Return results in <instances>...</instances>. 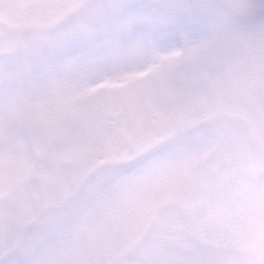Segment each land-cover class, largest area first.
<instances>
[{
  "label": "snow or ice",
  "instance_id": "obj_1",
  "mask_svg": "<svg viewBox=\"0 0 264 264\" xmlns=\"http://www.w3.org/2000/svg\"><path fill=\"white\" fill-rule=\"evenodd\" d=\"M0 264H264V0H0Z\"/></svg>",
  "mask_w": 264,
  "mask_h": 264
}]
</instances>
